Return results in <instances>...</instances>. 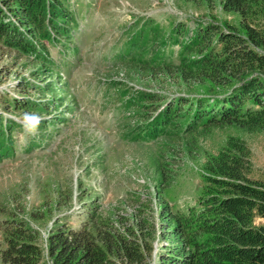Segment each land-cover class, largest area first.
<instances>
[{
	"label": "rangeland",
	"instance_id": "obj_1",
	"mask_svg": "<svg viewBox=\"0 0 264 264\" xmlns=\"http://www.w3.org/2000/svg\"><path fill=\"white\" fill-rule=\"evenodd\" d=\"M60 2L70 23L54 20L69 38L62 34L46 51L27 52L15 49L17 34L10 43L0 39V118L3 128L9 120L13 126L0 154V251L4 225L20 221L37 235L38 264H50L48 235L78 228L94 210L102 222L148 244L147 262L156 264L160 252L178 247L167 210L185 215L196 205L205 162L228 139L243 142L249 177L264 181V129L206 125L195 100L211 99L220 86L200 74L184 81L162 70L199 57L193 42L203 26L246 37L242 25L250 19L224 11L222 0ZM5 13L14 33L29 36ZM262 15L257 29L264 33ZM38 56L52 74L35 63ZM14 99L32 107L14 106ZM167 105L172 112L165 114Z\"/></svg>",
	"mask_w": 264,
	"mask_h": 264
},
{
	"label": "trees",
	"instance_id": "obj_2",
	"mask_svg": "<svg viewBox=\"0 0 264 264\" xmlns=\"http://www.w3.org/2000/svg\"><path fill=\"white\" fill-rule=\"evenodd\" d=\"M222 5L224 11L238 13L241 20L250 19L242 23L246 37L205 25L193 42L199 57L162 70L166 74L177 73L184 81L200 74L220 86L222 92L210 93L211 99L195 100V111L206 125L233 122L248 130L264 129V33L257 29L264 0H222ZM4 9L29 36L20 31L14 33L11 24L4 20ZM70 15L60 0H0V39L10 43L17 34L14 47L19 52L46 51L45 45L59 35L69 38L54 19L69 24ZM46 20L55 34L53 38L47 32ZM33 27L39 31L32 35L28 28ZM38 58L41 60L35 63L52 74L48 63ZM144 71L151 73L152 69ZM252 72L262 77L252 76ZM227 77L235 81L229 82ZM14 100V106L32 107L23 100ZM167 107L165 114L172 112ZM2 124L0 118V154L5 150L4 143L7 148L10 146L13 127L10 120L5 128ZM247 154L241 140L230 138L216 156L205 162L203 191L197 195L196 205L185 215L167 210L175 221L178 247L173 253L160 252L156 264H264V181L249 177L251 164ZM85 218L86 222L78 228L58 227L48 235L46 253L50 264H148V244L102 222L94 210H88ZM12 221L4 225L1 263L38 264L43 250L35 231L20 221Z\"/></svg>",
	"mask_w": 264,
	"mask_h": 264
},
{
	"label": "clouds",
	"instance_id": "obj_3",
	"mask_svg": "<svg viewBox=\"0 0 264 264\" xmlns=\"http://www.w3.org/2000/svg\"><path fill=\"white\" fill-rule=\"evenodd\" d=\"M27 120L31 121V120H34V119H37L36 117H26Z\"/></svg>",
	"mask_w": 264,
	"mask_h": 264
}]
</instances>
